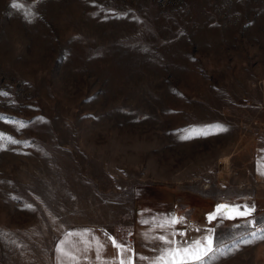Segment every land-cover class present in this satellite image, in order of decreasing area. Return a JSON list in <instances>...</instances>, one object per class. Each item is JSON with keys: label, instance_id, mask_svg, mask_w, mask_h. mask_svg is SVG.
<instances>
[{"label": "rangeland", "instance_id": "rangeland-1", "mask_svg": "<svg viewBox=\"0 0 264 264\" xmlns=\"http://www.w3.org/2000/svg\"><path fill=\"white\" fill-rule=\"evenodd\" d=\"M0 93V264L74 229L159 264L221 204L209 264H264V0H0Z\"/></svg>", "mask_w": 264, "mask_h": 264}, {"label": "crops", "instance_id": "crops-1", "mask_svg": "<svg viewBox=\"0 0 264 264\" xmlns=\"http://www.w3.org/2000/svg\"><path fill=\"white\" fill-rule=\"evenodd\" d=\"M260 150L264 152V145ZM260 148V147H259ZM258 149V148H257ZM259 150V149H258ZM227 202L226 200H223ZM217 202V201H216ZM220 202V200H219ZM217 202V203H219ZM140 210L141 219H148L152 216L150 211H145L146 213ZM186 211V209L184 210ZM180 213V212H179ZM189 213H185L184 216H180L178 214L177 218H183L182 222L178 223V231L176 234H179L183 231L190 232H203L209 231L210 220L208 219L206 223H199L198 220L187 217ZM191 216L194 215L190 214ZM205 215V214H204ZM185 216L188 221H184ZM186 219V218H185ZM141 222H145L144 220H140ZM175 226H173V230L175 231ZM172 227H170L171 229ZM172 230V229H171ZM141 233L145 231L142 228H139ZM71 234V235H69ZM159 235H157L156 239H158ZM111 236H109L104 231L94 230V229H74L67 232L58 242L53 255V264H120V260H124V264H130L128 257H131V264H136L137 262H141L146 259L147 256V247L146 242L144 241V236H141L138 241L137 237L134 239L132 245L126 242H117L122 244L125 249H129L130 251H126L123 254H120L119 250L112 244ZM99 244L103 245V248L100 250V258L97 259V248ZM63 245L65 251H71L72 254L77 258L76 260H72L69 257L64 256L58 249ZM143 257L144 259H141Z\"/></svg>", "mask_w": 264, "mask_h": 264}, {"label": "snow or ice", "instance_id": "snow-or-ice-1", "mask_svg": "<svg viewBox=\"0 0 264 264\" xmlns=\"http://www.w3.org/2000/svg\"><path fill=\"white\" fill-rule=\"evenodd\" d=\"M13 7H22V5H18L13 3ZM0 95H6V93H0ZM2 138V136H0ZM9 139H11L9 137ZM16 143V141H12ZM264 168V165H262ZM261 175H264V171H261ZM31 207V206H29ZM229 206L226 204H221L217 206L216 213H221L222 209H226ZM254 206L251 208H245L244 211H239V206H235L232 211L237 212L241 216H250L251 213L254 211ZM216 213L209 215L208 219L211 221L215 218ZM223 215L227 216V213H223ZM183 218L172 217L170 220H167L166 223L168 225H175L177 223L182 222ZM253 228L256 227V221H250ZM158 227L163 228L164 225H158ZM211 231L209 230V235L202 238V240H193L191 244H184L182 242H177L172 239H169L166 235H161L158 237L160 241H162L168 247L162 250V254L157 258L159 264H209V261L214 258L215 248L213 245ZM264 232V229L261 230ZM71 235V234H69ZM172 235H176L173 231ZM183 235V233H180ZM253 237L257 236L256 232L251 234ZM261 239H264V235L260 236ZM111 239V238H110ZM112 244L119 250L120 254H123L126 251H130L129 249H125L122 244L116 242L115 239H111ZM103 248L102 244L98 242L97 248V259L100 258V250ZM64 256L71 258L72 260H76L77 258L72 254L71 251H65L63 245L58 249ZM131 257H128V260L131 264ZM141 259H144L141 257ZM120 264H124V260H120Z\"/></svg>", "mask_w": 264, "mask_h": 264}]
</instances>
